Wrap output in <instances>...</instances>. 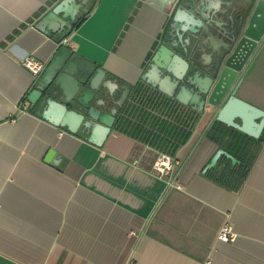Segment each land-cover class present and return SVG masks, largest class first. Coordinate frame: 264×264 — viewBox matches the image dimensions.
Here are the masks:
<instances>
[{
    "label": "crops",
    "instance_id": "0c3cea01",
    "mask_svg": "<svg viewBox=\"0 0 264 264\" xmlns=\"http://www.w3.org/2000/svg\"><path fill=\"white\" fill-rule=\"evenodd\" d=\"M61 1L0 0V264H264V131L246 135L254 157L234 191L209 177L242 164L207 136V107L174 156V186L153 171L156 149L114 125L96 146L82 128L55 126L28 101L59 44L103 68L112 83L133 87L159 46L173 41L178 9L203 19L210 0H86L65 44L62 34L38 28ZM237 1L244 0L211 2L213 34L230 29L242 12ZM27 57L43 63L38 76L23 66ZM236 95L264 110V40ZM219 149L234 160L220 155L210 166ZM225 222L236 234L232 242L217 240Z\"/></svg>",
    "mask_w": 264,
    "mask_h": 264
},
{
    "label": "water",
    "instance_id": "95a60500",
    "mask_svg": "<svg viewBox=\"0 0 264 264\" xmlns=\"http://www.w3.org/2000/svg\"><path fill=\"white\" fill-rule=\"evenodd\" d=\"M212 1L206 3L199 20L178 9L171 26L173 41L159 46L141 79L199 114L207 107L212 109V121L257 139L264 131V110L240 99L236 92L246 65L264 40V0L237 1L242 12L228 31L214 34L210 31V24H215L210 18V10L215 8ZM85 2L79 0L78 7L76 0H62L41 19L38 28L65 39L76 22V9ZM59 14L63 16L58 18ZM183 33L189 34L188 40L182 39ZM191 40L197 44L190 51ZM131 90L132 84L112 83L103 68L78 59L68 46L59 44L28 101L30 110L39 107L44 119L71 133L82 128L86 141L100 147ZM220 155L234 160L219 149L210 166Z\"/></svg>",
    "mask_w": 264,
    "mask_h": 264
},
{
    "label": "trees",
    "instance_id": "16d2710c",
    "mask_svg": "<svg viewBox=\"0 0 264 264\" xmlns=\"http://www.w3.org/2000/svg\"><path fill=\"white\" fill-rule=\"evenodd\" d=\"M199 117V113L194 110L163 95L143 81H138L119 110L114 126L160 153L174 157L178 148L191 137ZM207 136L242 164L238 172L228 171L224 167L221 171L211 170L209 177L220 185L238 190L254 157L245 145L246 135L214 120ZM232 182L236 183L230 187Z\"/></svg>",
    "mask_w": 264,
    "mask_h": 264
},
{
    "label": "built area",
    "instance_id": "2783aa9c",
    "mask_svg": "<svg viewBox=\"0 0 264 264\" xmlns=\"http://www.w3.org/2000/svg\"><path fill=\"white\" fill-rule=\"evenodd\" d=\"M66 43V40H63V44ZM23 66L30 72L32 76H38L44 68L43 63L38 62L36 60H33L29 57L25 58L22 61ZM24 104H27V101L24 102ZM178 165V161L165 153H160L154 163H153V171L155 172V175L157 178L161 180H165L169 185H174L175 183L173 182V173ZM176 186H179L176 184ZM236 238V234L232 228V226L228 223L225 222L223 225L220 227L217 235V240L219 242L227 243V242H232Z\"/></svg>",
    "mask_w": 264,
    "mask_h": 264
}]
</instances>
